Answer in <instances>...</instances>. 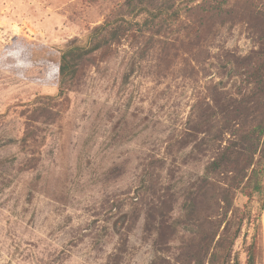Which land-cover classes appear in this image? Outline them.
<instances>
[{"label": "rangeland", "instance_id": "obj_1", "mask_svg": "<svg viewBox=\"0 0 264 264\" xmlns=\"http://www.w3.org/2000/svg\"><path fill=\"white\" fill-rule=\"evenodd\" d=\"M73 44L0 68V264H264V0H0V60Z\"/></svg>", "mask_w": 264, "mask_h": 264}, {"label": "trees", "instance_id": "obj_2", "mask_svg": "<svg viewBox=\"0 0 264 264\" xmlns=\"http://www.w3.org/2000/svg\"><path fill=\"white\" fill-rule=\"evenodd\" d=\"M142 12L148 13V15H150L152 18H156L160 17L159 13L162 11L154 14L148 9L141 8L140 13ZM167 15L169 16L168 13ZM171 15V18L176 16L173 14ZM109 25L110 23H106L100 27H96L90 35L89 43L91 44L96 40L101 39ZM96 49L97 45L79 46L73 44L62 51L48 47L36 48L30 45H25L10 50L9 53L0 60V68L6 69L16 66H24L22 77L25 79L48 80L52 77H58L60 80V88L59 94L57 96H61L63 95L62 88L64 84L68 79L73 78L76 75L79 63L85 57L96 51ZM261 67L264 69V62H261ZM262 68H258L257 72H254L255 74H251V77L249 78L250 84L255 85V87H260L261 89L263 88L264 84V77L261 71ZM262 131L264 132V128H262L261 132ZM253 161L254 160H251L249 165H252ZM251 189L252 192L259 193L261 201H264V175L259 176L256 181H252ZM256 229L257 230L255 231L248 248L247 260L245 264H262L263 247L260 242L259 228L257 227ZM238 236L239 233L237 232L235 237L237 238ZM214 261L215 257L213 255L210 260V264H214ZM233 264H242L239 256L235 257Z\"/></svg>", "mask_w": 264, "mask_h": 264}]
</instances>
